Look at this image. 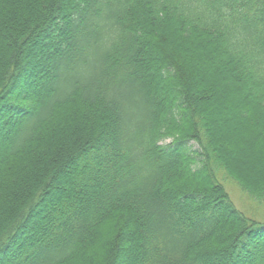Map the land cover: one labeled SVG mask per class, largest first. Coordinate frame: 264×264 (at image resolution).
<instances>
[{"label":"trees","instance_id":"1","mask_svg":"<svg viewBox=\"0 0 264 264\" xmlns=\"http://www.w3.org/2000/svg\"><path fill=\"white\" fill-rule=\"evenodd\" d=\"M227 185L264 207V0H0V264H264Z\"/></svg>","mask_w":264,"mask_h":264},{"label":"rangeland","instance_id":"2","mask_svg":"<svg viewBox=\"0 0 264 264\" xmlns=\"http://www.w3.org/2000/svg\"><path fill=\"white\" fill-rule=\"evenodd\" d=\"M170 141L166 142L169 143ZM198 147L195 146V149ZM198 150V149H197ZM228 192L231 200L235 206L241 211H244L251 217H254L258 221L264 223V207H259L255 203L248 201V198L235 186L227 185Z\"/></svg>","mask_w":264,"mask_h":264}]
</instances>
